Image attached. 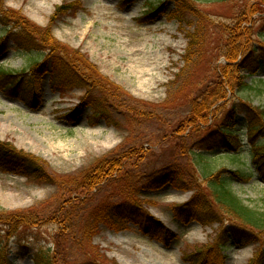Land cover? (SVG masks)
<instances>
[{
    "label": "rangeland",
    "instance_id": "374dc122",
    "mask_svg": "<svg viewBox=\"0 0 264 264\" xmlns=\"http://www.w3.org/2000/svg\"><path fill=\"white\" fill-rule=\"evenodd\" d=\"M149 2L156 0H0L1 11L21 15L38 34L48 33L80 69L79 77L89 80L80 79V87L66 83L60 96L50 91L46 79L36 110L0 91V143L38 165L36 175L27 177L0 173V215H8L1 218L35 221L33 228H20L6 243L14 264H38L35 245L45 247L42 253L47 251L51 264H89L94 258L103 264H187L183 252L210 245L222 230L218 222L176 221L171 205L187 200L199 186L161 189L154 185V175L168 162H178L196 169L206 187L208 175L222 167L246 170V159L219 156L222 151H209L206 142L223 126L232 105L240 113L245 104L264 110V69L253 76L242 69L243 50L264 40L261 11L256 9L264 0H194L192 9L181 12H175L174 0H167L160 11L139 20ZM60 5L65 7L57 10ZM238 27L243 39L235 34ZM191 36L196 45L186 52ZM35 42L39 52L9 41L0 65L20 70L34 58L43 59L49 50ZM211 97H216L214 104ZM82 98L96 104L85 111L91 119L82 115L73 124L59 117ZM208 107L199 121L198 110ZM234 129L239 134L242 123ZM192 148H201L209 159L193 166ZM125 153L132 156L131 163ZM118 167L115 177L101 178ZM126 167L132 174L129 187V180L122 179ZM229 181L245 204L264 210L259 174ZM128 195L177 234L169 247L132 223L124 230L113 226L109 207ZM68 199H74L72 204L61 208ZM4 236L0 230V238ZM260 237L254 246L227 247L224 264H250L260 243L264 246V232ZM23 244L28 248L20 253Z\"/></svg>",
    "mask_w": 264,
    "mask_h": 264
},
{
    "label": "trees",
    "instance_id": "16d2710c",
    "mask_svg": "<svg viewBox=\"0 0 264 264\" xmlns=\"http://www.w3.org/2000/svg\"><path fill=\"white\" fill-rule=\"evenodd\" d=\"M166 0H156V4H153L150 2V9L145 12V14L153 13L156 11H159L163 8L164 3ZM218 1H224V0H218ZM176 2V9L175 12H181V11H189L192 9L194 0H175ZM65 5L58 6L57 10L63 9ZM256 9H259L261 11V17L262 20V28L261 30H264V4L259 8V6L256 7ZM2 16L5 20V25H12L13 27L17 28L16 37L18 39H27L25 40L26 44L31 47V45L38 44L35 41H39L43 43L45 47L48 48L49 53L47 54V57L41 62L40 58H36V60L30 61L27 68H22L17 71L9 70L6 72H1L0 75H8V76H24L26 75V72L28 74L30 73L31 77L28 81H35L37 80L41 74L47 70L48 64H49V58H52V66L55 69H60L61 73L63 75H66L65 77H69L70 79H75L82 83L80 79L86 80V75L83 77H79L80 69H78L72 62L70 63L67 59V54L65 49L61 48L57 45L49 36L48 33L38 34L35 30V26L24 19L21 15L17 13H13L12 11H1ZM244 12V8L241 11V15ZM14 28V29H15ZM6 29L3 28V30L0 32V37L3 35ZM235 34L238 35L239 38L243 39L244 33L243 29L240 27L237 28V31ZM260 36H264V33L261 32ZM195 38L191 36L188 39L187 43V49L186 52H189L190 45H196ZM240 41V40H239ZM239 41L236 42V44L239 45ZM235 44V43H234ZM202 45L198 47L200 50ZM186 53L183 55V58L185 59ZM232 57V56H231ZM67 61L69 63H67ZM242 69L246 71V73L249 75H255L259 72L261 68L264 67V40L263 41H257L255 44L250 42L249 45L243 50L242 53ZM23 79V87L25 86ZM89 82V80H86ZM20 84H22V80H19V83L16 86V89H19ZM13 87V85H10ZM23 89V88H20ZM206 93V92H205ZM223 92H220L219 96L221 98L223 97ZM205 97V96H204ZM216 97H211V103L214 104ZM209 100V99H207ZM206 100V102H207ZM246 108L244 109V112L246 113V117H244V121L246 123L247 130L249 131V141L251 144V153L254 162L258 164V168L261 170V172L264 174V110H256L255 108L245 104ZM249 106V107H248ZM251 107V108H250ZM205 108L198 110L199 121L201 119L205 118L206 113L210 109L209 107L207 110H204ZM237 106L236 104L231 106V110L226 114L225 118L221 120L224 128L220 129V134L223 136V138L232 146H234V149H238L241 140L238 136H235L236 131L234 129H231L232 126L235 125L234 119L238 115L237 112ZM203 111V112H202ZM238 120V119H237ZM196 123V122H195ZM201 123V122H200ZM200 123L197 124V128L200 127ZM194 124V123H193ZM199 126V127H198ZM256 137H262L256 140ZM20 154L16 151H14L12 148L7 146L5 143H0V163L9 170H13L15 173H23L26 176L30 174V172H34L36 175V170L38 168V165L33 160V158L28 159L27 157L19 158L17 155ZM190 154V152H189ZM23 155V154H22ZM134 155V154H132ZM126 159L128 156L127 153H125ZM191 156V155H190ZM196 157V154L192 155V159L195 160L194 162L198 165H203V162L206 160V158ZM133 158L131 156V159H129V162L131 163ZM128 163V162H127ZM135 164V163H133ZM207 165L205 164L204 170L205 175L209 173V170L206 169ZM120 167H118L116 170L110 169L106 170L101 174V178H111L115 177L114 173L115 171H118ZM124 175L122 176V179H125L126 181L129 180L128 187L131 186V170L129 167H126V170L122 172ZM121 175V173L119 174ZM118 175V176H119ZM250 175V167L248 170H242V169H235V170H229L227 168H220L216 170L215 172H211L207 179L208 182L206 183V187H202L201 182L197 181L195 178H191L190 182L183 187H193V186H199L198 189H194L193 198H196L193 203L197 204L199 207H205L210 209L211 206H217L222 211L220 214L222 217L226 218L227 220H230L232 222L231 228L228 230H221L218 234V237L214 239V241L207 245L206 247L198 250V251H191L186 255V259L191 261L192 264H201L203 262H207L208 264H222L221 260L219 261L216 257V246L219 249L224 248L222 242L219 243L218 240L224 239L227 240L228 236H232L233 238L237 239L239 242H258L260 240V235L264 232V210L258 209L252 206H249L245 204L242 199L231 190L230 186V177L232 178H238V179H245L247 180L248 176ZM111 176V177H110ZM91 185V184H90ZM90 185H87L88 187ZM201 187V188H200ZM130 198L131 196L128 195ZM133 201H135L132 204H136L137 207H133L131 204H112L109 207V211L111 215H109V218L112 220L113 226H116V228L122 227L124 225V222L127 218H131V220L135 219L136 217L139 218L138 220L145 230L152 234V235H162L163 237L171 235V233L165 229L155 218L149 216L147 213L139 214L140 210V202L136 200L135 197H131ZM74 199H68L61 205V208L65 206L66 203L71 202ZM139 204H137V203ZM127 205L128 209H125L124 206ZM8 216V215H0V221H3L7 224L11 225H32L35 221H29L22 220L19 218H14L13 221L2 219L1 217ZM217 220H219L217 218ZM220 221V220H219ZM229 233V234H228ZM263 246V245H262ZM42 259L38 261V264H51L49 257L43 255L41 257ZM89 264H103L102 262H99L97 258H94ZM250 264H264V246L263 248L260 247L257 250L256 258L254 261L250 262Z\"/></svg>",
    "mask_w": 264,
    "mask_h": 264
}]
</instances>
